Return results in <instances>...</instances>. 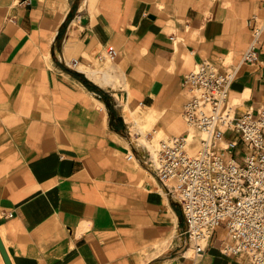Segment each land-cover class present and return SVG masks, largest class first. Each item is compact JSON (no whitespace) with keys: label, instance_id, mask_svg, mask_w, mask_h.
<instances>
[{"label":"crops","instance_id":"1","mask_svg":"<svg viewBox=\"0 0 264 264\" xmlns=\"http://www.w3.org/2000/svg\"><path fill=\"white\" fill-rule=\"evenodd\" d=\"M262 21L264 0H0V234L13 264H250L223 252L225 225L185 254L156 150L191 129L183 82L202 62L236 71V114L264 104V33L258 60L245 58Z\"/></svg>","mask_w":264,"mask_h":264},{"label":"built area","instance_id":"2","mask_svg":"<svg viewBox=\"0 0 264 264\" xmlns=\"http://www.w3.org/2000/svg\"><path fill=\"white\" fill-rule=\"evenodd\" d=\"M263 33L264 21L253 25L246 59L258 60ZM118 54L116 47L108 46L105 57L115 59ZM72 63L77 65L79 59ZM235 77V70L222 72L210 61L186 75L183 83L190 96L183 115L191 129L160 140L157 173L182 203L185 254L202 255L216 228L225 225L223 252L246 253L250 264H264V104L236 114L230 101ZM195 138L199 146L192 153ZM241 140L247 146L242 156L237 152ZM172 180H177L173 190Z\"/></svg>","mask_w":264,"mask_h":264},{"label":"water","instance_id":"3","mask_svg":"<svg viewBox=\"0 0 264 264\" xmlns=\"http://www.w3.org/2000/svg\"><path fill=\"white\" fill-rule=\"evenodd\" d=\"M0 248H1V251H2V253L4 255V257H5V260H6L7 264H13L11 256L9 255V252H8V250L6 248V245H5V243H4V241H3L2 237H1V234H0Z\"/></svg>","mask_w":264,"mask_h":264},{"label":"rangeland","instance_id":"4","mask_svg":"<svg viewBox=\"0 0 264 264\" xmlns=\"http://www.w3.org/2000/svg\"><path fill=\"white\" fill-rule=\"evenodd\" d=\"M230 134L232 135V133L230 132Z\"/></svg>","mask_w":264,"mask_h":264}]
</instances>
